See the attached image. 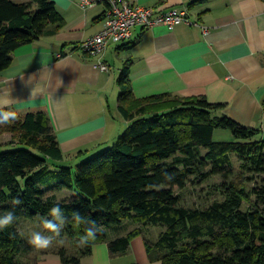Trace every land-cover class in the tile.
<instances>
[{"label": "trees", "instance_id": "obj_1", "mask_svg": "<svg viewBox=\"0 0 264 264\" xmlns=\"http://www.w3.org/2000/svg\"><path fill=\"white\" fill-rule=\"evenodd\" d=\"M64 26L52 0H0V72L11 66L17 49ZM118 85V108L129 125L111 148L75 168L61 165L63 150L45 105L6 109L14 123L0 125V137L10 136L0 146L31 150L0 152V210L14 207V198L22 202L15 206V225L0 231V264H29L19 259L23 245L19 221L39 222L57 202L69 217L58 238L67 245L60 243L56 251L62 264H82L101 243L108 244L111 256L124 255L131 240L150 227L161 228L155 242L145 240L150 261L264 264L261 132L227 115L219 116L225 105L212 104L204 97L168 94L136 99L127 63ZM216 129L230 131L234 140L215 142ZM233 156L240 162L238 169ZM166 173L172 175L171 181ZM214 177L222 179L217 188L223 199L203 207H185L182 193L189 187H202ZM64 191L75 197L59 200L58 193ZM74 211L101 226L89 246L77 244L86 226L71 221ZM126 220L138 229L108 240L104 229Z\"/></svg>", "mask_w": 264, "mask_h": 264}, {"label": "crops", "instance_id": "obj_2", "mask_svg": "<svg viewBox=\"0 0 264 264\" xmlns=\"http://www.w3.org/2000/svg\"><path fill=\"white\" fill-rule=\"evenodd\" d=\"M52 1L65 26L14 52L11 66L0 72V94L7 93L10 107L46 106L63 163L109 147L129 125L118 108V78L126 63L136 99L204 97L225 105L219 116L257 129L264 138V0H137L158 11L187 9L199 25L180 24L171 31L162 24L134 27L130 40L109 43L102 58L109 72L96 68L98 58L80 48L100 32L106 5L83 10L79 0ZM136 229L135 224L110 236V227L104 233L115 240ZM56 251L34 264H62ZM81 263L161 264L149 260L142 235L124 255L111 256L108 244L101 243Z\"/></svg>", "mask_w": 264, "mask_h": 264}, {"label": "built area", "instance_id": "obj_3", "mask_svg": "<svg viewBox=\"0 0 264 264\" xmlns=\"http://www.w3.org/2000/svg\"><path fill=\"white\" fill-rule=\"evenodd\" d=\"M137 0H79L83 10L97 4L106 5L102 28L98 34L83 42L82 51L90 57L98 58L94 65L102 72H109L110 67L102 61L109 43L126 42L132 36V29L136 26L151 28L157 24L165 25L170 31L180 24L198 26L192 22L187 9H170L158 11L155 8H146L136 3ZM208 33L207 28H203Z\"/></svg>", "mask_w": 264, "mask_h": 264}, {"label": "rangeland", "instance_id": "obj_4", "mask_svg": "<svg viewBox=\"0 0 264 264\" xmlns=\"http://www.w3.org/2000/svg\"><path fill=\"white\" fill-rule=\"evenodd\" d=\"M24 1L27 0H16V2H24ZM9 137L10 136L8 135L1 136L0 142H6L9 139ZM232 140H234V138L230 131L221 130V129L215 130L214 132L215 142H231ZM113 144L110 145L109 147H99V149L97 148V150L95 149V151L90 150L88 151V153H86L88 154V156L86 157L80 156V154H78L76 157L71 156L72 157L71 159L66 157L65 158L66 160L64 161L68 163L65 162L62 163L61 165L71 166L75 168V166L80 164L81 162L96 156L98 153H100L105 149L111 148ZM19 148H27L31 150L28 147L5 145V146H0V152L16 150ZM232 160L235 168L238 169L240 166V162L238 161L236 156H233ZM51 167L55 169L53 165ZM221 183H222V179L220 177H214L210 179V181L204 184L202 187H189L182 193L183 203L185 207L197 208V207H203L206 204V202L209 203L215 200L221 201L223 199V196L219 192V189L217 188V185ZM74 197L75 194H71V192L68 191L58 193L59 200L65 198H74ZM19 223H20V232L23 238V245L21 247V253L19 255V259L23 262L34 264L35 260L43 256V254L52 251L54 248L60 247L62 244L67 245L65 240L63 241L62 244H60V242H57L58 240H54L52 246H50L47 249L34 248L28 243V236L34 230L44 231L41 224L37 220H28V219H21ZM134 226L135 223L130 222V220H126L121 225L112 226V230H110L109 234L110 236L113 235L114 231L129 232L131 228ZM160 233H161L160 227H150L147 230L144 229L142 236L145 238V240H148L150 242H155Z\"/></svg>", "mask_w": 264, "mask_h": 264}, {"label": "clouds", "instance_id": "obj_5", "mask_svg": "<svg viewBox=\"0 0 264 264\" xmlns=\"http://www.w3.org/2000/svg\"><path fill=\"white\" fill-rule=\"evenodd\" d=\"M11 105L7 93L0 94V125H8L14 123V117L10 111H7ZM166 179L171 181L172 175L165 174ZM22 202L18 198H14L13 205L7 210H0V231L12 227L15 225L18 217L16 215L15 206H19ZM71 221L76 226L85 225L84 232L80 239L77 241L78 246H89L90 241L96 239L97 234L101 228L95 220L81 214L79 211H74L71 215ZM69 222V217L65 215V210L61 206L60 202L55 203L50 209L47 215L39 218V223L43 225V228L47 231L34 230L28 236V243L34 248L47 249L52 246L54 240L63 243L61 234L65 225Z\"/></svg>", "mask_w": 264, "mask_h": 264}]
</instances>
